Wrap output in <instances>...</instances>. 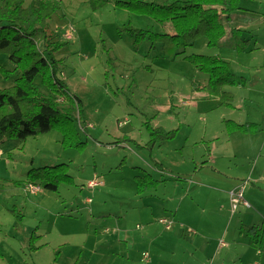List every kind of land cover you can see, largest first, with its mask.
<instances>
[{
  "label": "rangeland",
  "instance_id": "rangeland-1",
  "mask_svg": "<svg viewBox=\"0 0 264 264\" xmlns=\"http://www.w3.org/2000/svg\"><path fill=\"white\" fill-rule=\"evenodd\" d=\"M56 1L47 26L60 44L58 78L79 103L70 106L40 86L72 109L75 127L65 133L54 125L24 142H0V264H145L146 252L151 264H264V255L236 234L241 209H226V197L212 188L244 175L239 186H248L243 198L251 208L242 213L250 224L264 222V125L255 138L230 139L234 131H227L230 120L264 123V0H239L244 10L232 14L243 27L245 50L208 47L201 36L179 56L162 44L151 48L131 31L173 32L170 23L119 0H100L105 5L98 8L90 0ZM193 54L218 55L246 79L224 87L230 97L212 95L204 88L209 75L185 59ZM8 55H0L8 70L0 72V89L19 75ZM236 143L247 154L230 163L223 156ZM213 162L221 168L214 171ZM146 174L162 183L141 193L137 177ZM165 207L178 212L177 219L164 218L177 233L167 236L160 225L146 236L134 214L156 215Z\"/></svg>",
  "mask_w": 264,
  "mask_h": 264
},
{
  "label": "trees",
  "instance_id": "trees-1",
  "mask_svg": "<svg viewBox=\"0 0 264 264\" xmlns=\"http://www.w3.org/2000/svg\"><path fill=\"white\" fill-rule=\"evenodd\" d=\"M98 7L105 5L100 0H90ZM118 4L133 11L149 14L158 23H170L173 32L156 33L131 29L139 39L152 42L151 48L158 44L176 49V56L184 51L179 49L193 46L202 36L208 47L221 45L231 15L243 8L239 0H170L159 5L147 0H119ZM59 7L56 0H0V55L9 51V60L19 72L16 84L0 89V142L15 139L22 142L29 138L49 132L54 125L61 126L65 133H72L74 120H70L72 109L60 107L51 94L41 92L40 81L51 93L62 96L70 106L79 103L78 98L67 89L64 80L58 78L59 61L54 54L60 50L55 43L56 36L49 31V19ZM242 30L230 29L231 45L245 50ZM58 35V34H57ZM140 39V40H141ZM170 49V50H171ZM197 70L209 75V83L204 88L215 96L230 97L233 94L224 89L227 85L242 86V78L231 70L230 63L217 55L193 54L186 56ZM5 75L8 70L0 66ZM40 76V77H39ZM38 77L39 84H37ZM64 93V94H62ZM227 131L242 133L258 131L257 125L229 123ZM67 139L66 134L64 135ZM139 192L154 189L157 183L151 175L137 177ZM47 189L56 190L54 183L45 184ZM242 234L249 239L252 249L261 254L264 250V223L243 227Z\"/></svg>",
  "mask_w": 264,
  "mask_h": 264
},
{
  "label": "crops",
  "instance_id": "crops-1",
  "mask_svg": "<svg viewBox=\"0 0 264 264\" xmlns=\"http://www.w3.org/2000/svg\"><path fill=\"white\" fill-rule=\"evenodd\" d=\"M244 10V9H243ZM239 16H233L232 17V15H231V18H230V21L228 22V24H227V27H226V29L229 31V33H228V37L226 38V39H224L223 41H222V43H221V45H227V46H229V47H231V48H233V46L231 45L232 43H231V38H230V29H232V28H236V29H239V30H242V33H244V30L243 29H241V28H243L242 27V25H238V24H236L235 22H234V20L235 19H237ZM234 22V23H233ZM229 26H231L230 27V29H229ZM218 56V55H217ZM260 71H262V68H260V69H257L256 70V72L257 73H260ZM237 75V74H236ZM238 76V75H237ZM245 78V77H244ZM246 79V78H245ZM231 93V92H230ZM232 94V93H231ZM232 123H236V124H241V125H245V124H247V125H257L258 126V131H254V132H249V133H242V132H240V131H234L233 133H231V134H228L229 136H230V139H231V137L233 136L234 137V135H236V133H241L242 135H244V136H249V137H252V138H255L256 137V135L259 133V131L261 130V125H264V123L263 122H261V120H244V121H234V120H230ZM226 129H224V131H225ZM261 131H263V130H261ZM256 142H258V140H255ZM235 145V144H234ZM237 145V146H236ZM236 145H235V147H233L232 145H231V148L230 147H228V150H227V153H226V155H224L223 156V159H225L226 157L227 158H229V159H231L230 160V163L232 162V159L233 160H236V159H239V156H241V154L242 153H246V149H244V147H242V145L244 146L245 144H243V143H241L240 145L238 144V143H236ZM256 145H258V144H252L251 146V148H250V150H252V149H256ZM239 150V151H238ZM261 153V152H260ZM247 154V153H246ZM246 156V155H245ZM255 157H256V155H255ZM257 159L259 160L260 158H259V156H257ZM213 164H214V171H217V170H219V169H217V168H221V165H219V164H217V162H213ZM198 168V167H197ZM204 168H211V166H204V167H202V169H204ZM244 175H235V177H232L231 179V182H230V184L226 187L225 186V184L224 185H220V187H212L216 192H218V193H220L221 195H223V196H225L226 197V200H225V202H227V207H225L226 209L228 208V209H230V210H232L233 211V205H232V199H230V192H232L233 190H235L236 188H238L239 187V179H241L242 181L244 180V179H242V178H244L243 177ZM241 177V178H240ZM181 180H184V179H181ZM159 183H162V181L160 180V182ZM95 186H97V185H95ZM248 187V186H247ZM247 187L245 188V189H247ZM152 190V189H151ZM148 191H150V190H148ZM147 191V192H148ZM245 191V190H244ZM246 192V191H245ZM250 194H252V192L250 193ZM249 194V195H250ZM222 202H223V199H222ZM242 208H238L236 211H239L240 209H241V211H240V214H239V219H240V221L237 223V225L235 226V230L237 231V235L241 238H245L246 239V241L248 242V247L250 248V249H252L251 248V246H250V244H249V239L248 238H246L243 234H242V230H243V227H251V226H253V225H256V223H253V224H250L249 222L250 221H248V218H247V216H245V215H243V213H242V211H244V209H250L251 208V206L249 207V208H247V207H245V206H241ZM222 210H224L223 209V207H222ZM236 214V213H235ZM135 216L133 217V219H135L134 221H135V223H138V224H141L143 227H145V231H146V236H152V235H154L156 232H157V228L161 225V226H164L160 221L161 220H163L164 218H169L168 220H170L171 219V221L173 220V218L174 217H176V219H177V215H178V212L176 213L175 211H172V207H169L168 209H166V207L165 208H163V210L161 211V212H158V214H156V215H154V214H146V213H140L139 215L138 214H134ZM232 215H234L233 213H232ZM262 217L264 218V216L262 215ZM116 219V218H115ZM118 219V218H117ZM120 220V219H119ZM254 220V222L257 220L256 218H253L251 221H253ZM264 222H262V224H263ZM233 224V220H232V223L230 224V227H231V225ZM262 224H259V225H262ZM183 226V229H185V228H187V226H185V225H182ZM166 231H167V233H168V235L167 236H171V235H174L175 233H177V230L176 229H174V228H172L171 230L169 229H166V228H164ZM179 231H181V228L179 229ZM238 245H241V244H238ZM244 245V244H243ZM244 246H246V245H244ZM225 248H227V247H225ZM222 251V250H221ZM148 253V252H147ZM259 254V253H258ZM260 256H262V255H264L263 254V252H261V254H259ZM193 257H194V255H193ZM214 258H216V260H215V262L214 263H216V261H217V258H218V255L216 254L215 256H214ZM143 263V262H142ZM158 263H160V262H158ZM182 264H191V262L190 261H188V262H184V263H182ZM198 264H202V263H198Z\"/></svg>",
  "mask_w": 264,
  "mask_h": 264
},
{
  "label": "built area",
  "instance_id": "built-area-1",
  "mask_svg": "<svg viewBox=\"0 0 264 264\" xmlns=\"http://www.w3.org/2000/svg\"><path fill=\"white\" fill-rule=\"evenodd\" d=\"M245 182V181H244ZM40 190V188H32V191L37 193ZM245 190V186H239L238 188H236L235 190H233L232 192H230L231 194V199H232V205H233V210L235 207V211L240 207V206H245L247 208L250 207V204L243 198V193ZM163 225H165L166 229H170L172 227V222H168L167 219H163L160 221ZM142 261L145 262V264H151L150 261V254L149 253H145L142 256Z\"/></svg>",
  "mask_w": 264,
  "mask_h": 264
}]
</instances>
